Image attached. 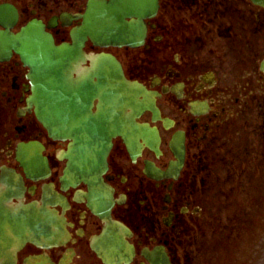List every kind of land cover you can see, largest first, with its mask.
I'll return each instance as SVG.
<instances>
[{
  "label": "flooded vegetation",
  "instance_id": "1",
  "mask_svg": "<svg viewBox=\"0 0 264 264\" xmlns=\"http://www.w3.org/2000/svg\"><path fill=\"white\" fill-rule=\"evenodd\" d=\"M89 1L0 0L17 12L0 33L36 20L57 46L82 40L72 80L104 151L99 187L67 174L74 142L50 136L30 104V68L0 46V198L40 210L18 246L0 233V264H202L198 230L222 196L223 166L264 165V2L156 0L144 16L126 0L125 35L137 38L102 48L85 35ZM106 56L122 79L95 76ZM24 151L44 172L27 173ZM3 169L20 181L19 199Z\"/></svg>",
  "mask_w": 264,
  "mask_h": 264
},
{
  "label": "water",
  "instance_id": "2",
  "mask_svg": "<svg viewBox=\"0 0 264 264\" xmlns=\"http://www.w3.org/2000/svg\"><path fill=\"white\" fill-rule=\"evenodd\" d=\"M124 1L126 0H111V2L91 0L89 2L84 29L95 44L102 47L120 46L125 41L137 38L125 35L131 28L130 24L127 25L123 19L126 13L123 7ZM138 3L142 4L144 16L156 8V0H138ZM16 15L13 10L5 12L0 9L1 25L9 30L13 27ZM8 22L11 23L8 24ZM0 46L11 48L1 49V51H5L6 54L15 51L31 68L29 76L33 84L31 104L35 105L37 116L51 137L73 140L70 155L71 167L68 174L71 177L87 176L88 179H92L91 183L95 188L99 187L97 177L98 171L104 166V151H101L102 143L98 140V136H95V132L86 130L93 125L89 115L90 109L87 105L85 110H81L84 101L78 96L79 85L72 80L74 64L79 57L77 47H57L53 38L37 21L31 22L16 35L10 31L0 33ZM99 63L100 65L96 66L98 71L96 77L121 78V72L112 60L103 58L99 60ZM113 86L107 82L102 84V87L106 89ZM26 163L24 166L27 172L38 173L45 170L38 156H30V160L28 159ZM3 173L5 174L4 170ZM5 183L16 185V191H18L19 186L15 176H9ZM9 187L13 190L12 186ZM35 210L22 207L10 213L4 210L3 205H0V232L8 227L13 229L16 235L19 233L15 241L17 245L18 238H25V224L30 225L32 230L39 228L40 220L36 217ZM2 256L0 247V258Z\"/></svg>",
  "mask_w": 264,
  "mask_h": 264
},
{
  "label": "rangeland",
  "instance_id": "3",
  "mask_svg": "<svg viewBox=\"0 0 264 264\" xmlns=\"http://www.w3.org/2000/svg\"><path fill=\"white\" fill-rule=\"evenodd\" d=\"M223 167L222 196L198 230L202 264H264V165Z\"/></svg>",
  "mask_w": 264,
  "mask_h": 264
}]
</instances>
